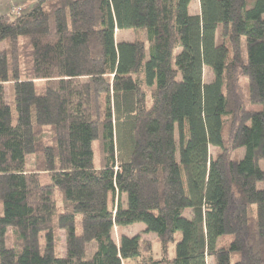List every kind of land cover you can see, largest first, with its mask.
I'll return each instance as SVG.
<instances>
[{"label": "trees", "instance_id": "trees-1", "mask_svg": "<svg viewBox=\"0 0 264 264\" xmlns=\"http://www.w3.org/2000/svg\"><path fill=\"white\" fill-rule=\"evenodd\" d=\"M192 2L37 0L0 16V232L20 239L1 240L0 264H264V0ZM130 29L148 43L117 42ZM137 223L160 258L141 235L114 240Z\"/></svg>", "mask_w": 264, "mask_h": 264}, {"label": "rangeland", "instance_id": "rangeland-1", "mask_svg": "<svg viewBox=\"0 0 264 264\" xmlns=\"http://www.w3.org/2000/svg\"><path fill=\"white\" fill-rule=\"evenodd\" d=\"M200 3L199 0H193L192 5H191V12L193 14H200ZM13 12V11H12ZM28 11H25L24 13H27ZM147 31L144 29H130V30H122V31H117L116 34V40L117 42H132L134 40H144L146 43H148V39H147ZM139 38V39H138ZM179 50H177L174 54L173 57V61H175V56L178 53ZM213 80V73L212 71L208 68L205 67L204 68V82L205 83H210ZM45 82H39L38 83V89L39 92L42 91V88L44 86ZM6 98L7 101L11 102L12 101V84H7L6 85ZM15 113V110H14ZM16 114V113H15ZM48 129L46 130L47 134H48ZM99 147L100 145H96V149H97V153L99 154ZM209 153L211 155L212 158H215L218 153H219V149L217 147H213L211 146L209 148ZM244 153L245 150L244 149H240L238 151H236L232 158L234 160H241L244 157ZM35 161V157L34 156H29L28 157V167L29 169H33V164ZM260 168L262 170H264V160L260 161L259 163ZM259 189H264V183H260L258 185ZM124 200V199H123ZM62 200L61 197L58 196L57 197V205L59 208V212L62 211ZM0 212H1V207H0ZM189 215H191L190 211H187L185 216L189 217ZM56 218V217H55ZM145 225L142 223H137L131 226H127V227H115L113 229V238L114 240L119 243L120 237L122 235H127V236H136V235H141V241H142V247H143V251L146 253L145 250L149 251L151 250V255L154 258H160V249H161V244L160 241L158 239V237L153 234V233H145ZM58 232V243H57V249L59 254L61 255H65L66 253V236H67V232L66 231H57ZM1 240H4V246L7 249L10 248H15L17 245L20 244V239L18 238V236L16 235L15 231L13 230L12 227L7 228L4 237H2L1 232H0V248L2 246ZM228 242L226 239L223 240L221 242V244ZM40 244H41V249L45 248V238L44 236H42L41 240H40ZM93 248V246H92ZM93 249L90 250L89 252V256L92 254ZM207 264H214V259L211 257L207 258Z\"/></svg>", "mask_w": 264, "mask_h": 264}, {"label": "crops", "instance_id": "crops-1", "mask_svg": "<svg viewBox=\"0 0 264 264\" xmlns=\"http://www.w3.org/2000/svg\"><path fill=\"white\" fill-rule=\"evenodd\" d=\"M36 1L37 0H0V16L11 15L12 11L17 7L22 8L21 14H23L25 11H29Z\"/></svg>", "mask_w": 264, "mask_h": 264}, {"label": "built area", "instance_id": "built-area-1", "mask_svg": "<svg viewBox=\"0 0 264 264\" xmlns=\"http://www.w3.org/2000/svg\"><path fill=\"white\" fill-rule=\"evenodd\" d=\"M21 11H22V8H21V7H17V9H15V10L12 12V14H17V15H19V14L21 13Z\"/></svg>", "mask_w": 264, "mask_h": 264}, {"label": "bare ground", "instance_id": "bare-ground-1", "mask_svg": "<svg viewBox=\"0 0 264 264\" xmlns=\"http://www.w3.org/2000/svg\"><path fill=\"white\" fill-rule=\"evenodd\" d=\"M15 9H17V8H15ZM15 9H14V10H15ZM14 10H13V11H14ZM20 14H21V13H20ZM20 14H19V15H20ZM14 15H17V14H14Z\"/></svg>", "mask_w": 264, "mask_h": 264}]
</instances>
